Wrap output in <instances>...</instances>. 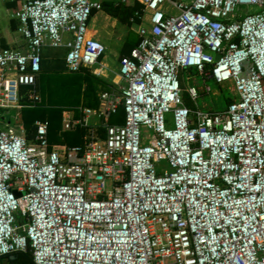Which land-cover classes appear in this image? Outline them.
<instances>
[{"label": "built area", "instance_id": "obj_1", "mask_svg": "<svg viewBox=\"0 0 264 264\" xmlns=\"http://www.w3.org/2000/svg\"><path fill=\"white\" fill-rule=\"evenodd\" d=\"M15 1L20 40L0 49V257L264 264V0H137L139 40L118 81L64 115L62 130L87 128L82 146L50 144L41 120L29 138L8 112L40 102L46 48L65 49L70 72L101 75L106 49L88 32L101 1ZM191 68L234 85L226 109L185 104Z\"/></svg>", "mask_w": 264, "mask_h": 264}, {"label": "trees", "instance_id": "obj_2", "mask_svg": "<svg viewBox=\"0 0 264 264\" xmlns=\"http://www.w3.org/2000/svg\"><path fill=\"white\" fill-rule=\"evenodd\" d=\"M101 4L103 11L115 17L117 21L122 24L131 27L132 25L137 26L141 23L140 15L143 5L136 0H103ZM127 38L126 43L132 47L138 42V37L133 31L128 33ZM46 49L66 51L63 48ZM49 67L52 68V70H49V68L44 65L37 76L36 89L39 97H41L40 102L35 106H24L22 109V122L25 126L26 135L29 138L33 137L35 129L33 121L35 119H42L48 123L47 137L50 144L64 143L68 146H82L87 128L79 127L75 130L62 131V110L72 108L75 110L76 114H79V107L97 106L98 90L107 89L108 83L104 82L86 68H81L79 71L75 72H67L65 69L58 68L59 66ZM182 94L185 104L192 109L194 105L192 104L189 94L187 92ZM231 101H229V103ZM123 121L124 114L122 110L111 119V123H120ZM99 131L102 133L103 128H100ZM11 255H13V258L10 257ZM31 262L32 258L30 252L17 251L13 254L0 257V264H30Z\"/></svg>", "mask_w": 264, "mask_h": 264}, {"label": "crops", "instance_id": "obj_3", "mask_svg": "<svg viewBox=\"0 0 264 264\" xmlns=\"http://www.w3.org/2000/svg\"><path fill=\"white\" fill-rule=\"evenodd\" d=\"M100 1H103V0H100ZM112 1H118V0H112ZM17 8H18V4L15 0H0V49L7 47L9 45L15 44L17 41L20 40V37L16 31V27H17L18 22H17L16 18L14 17V12ZM142 15H143V9H142V12L140 15V22L142 20ZM108 18L110 20H108ZM91 21H90L91 25L89 23V31H88L89 35L92 36L93 38L103 42L104 46L106 47V52H107L101 58V63L103 64V69L101 71V75L97 76V77L101 78L104 82H108L109 81L108 77L111 78L112 73L114 75L117 72V67L116 68H114V67L117 65L119 66V58H121L122 56L128 55L132 46L126 43V40L128 39L127 38L128 35H127L126 39H124L123 41L120 39L118 41V39H116L114 44H112V43L109 44L107 42V40H105V39H103L104 40L103 41L101 38L102 36L99 35V32L97 31V30H99V29H97L98 28L97 23H99L100 25H102V24L105 25V24L110 22L109 23V28H110L112 26V24L114 23V21H115V23L118 22L115 17H112L111 15L107 14L105 11L101 10L99 12H96L92 16ZM139 25L140 24L137 25L138 28H139ZM135 33H136V36L138 37L137 39L139 40L138 31H136ZM61 53L63 56V58H61L63 60V62H61L62 64L60 65L59 60H58L59 51L47 50V49L45 50L44 49L42 52V58H43L42 68L44 67L45 64H47V65L54 64L56 66H59L58 68L65 69L67 72H70L65 67V60L64 59H65L66 51L63 50ZM109 72H111L110 76L108 74ZM116 78L118 79L117 76H116ZM100 90H98L97 99H98V94H99ZM40 100H41V97H40ZM80 105H83V104H80ZM22 109H23V107L20 109H9L8 114L12 117L13 122L18 121L19 123L21 122L23 125ZM71 110H73V109L68 108V109L62 110L61 130H62V122H63L64 115L66 114L67 111H71ZM0 112L5 113L2 110H0ZM75 116H80V114H76V112H75ZM40 120L44 121L42 119H35L33 121V123L35 124L36 121H40ZM116 123H118V122H116ZM122 123L123 122H120L118 124H122ZM23 127H25V126L23 125ZM62 131H66V130H62ZM59 144H64V143H59Z\"/></svg>", "mask_w": 264, "mask_h": 264}, {"label": "rangeland", "instance_id": "obj_4", "mask_svg": "<svg viewBox=\"0 0 264 264\" xmlns=\"http://www.w3.org/2000/svg\"><path fill=\"white\" fill-rule=\"evenodd\" d=\"M251 8L252 7L242 8V9H245L242 13L252 12L253 10H251ZM108 20L110 19L108 18ZM109 23L105 25L104 24L100 25L99 23H97V26H98L97 29H99L97 31L99 32V35L102 36L101 37L102 40L103 39L107 40L109 44L111 43L114 44L116 39H118V41L119 39L123 41L124 39H126L130 31L136 32L138 29V26L136 25H132L131 27H128L119 22L115 23V21L113 24L111 23L112 26L109 28ZM144 24L147 25V19L145 20ZM61 52L62 50L59 51V57H58L60 65L62 64L61 62H63V60L61 59L63 58ZM105 53H107L106 50H105ZM45 65L46 67L49 68V70H52V68H50L49 66L56 67V65L54 64H49V65L45 64ZM116 67L118 71V65L115 66L114 68ZM108 74L110 76L111 72H109ZM116 76H117L116 74L113 75L112 73V77L111 78L108 77V80H109L108 82L112 83V82L118 81ZM180 82H181V87H182V93L184 92L188 93L187 89H189L192 86L196 88L197 97H196L195 103L193 99L191 98L192 104L193 105L196 104L201 110H204V111L205 110H216V111L224 110L227 108V104L229 103V101H231L233 98L237 96L236 91L234 89V85L232 83L230 82H225L221 84L215 83L211 78L207 76L205 72L196 71L195 69H192V68L181 72ZM192 109H194V107Z\"/></svg>", "mask_w": 264, "mask_h": 264}, {"label": "water", "instance_id": "obj_5", "mask_svg": "<svg viewBox=\"0 0 264 264\" xmlns=\"http://www.w3.org/2000/svg\"><path fill=\"white\" fill-rule=\"evenodd\" d=\"M218 58H219V54H216V55H215V60H218ZM20 194H21V193H17V192H15V195H16V196H19ZM10 257L13 258V255H11Z\"/></svg>", "mask_w": 264, "mask_h": 264}]
</instances>
